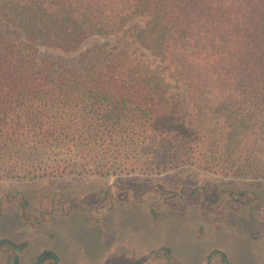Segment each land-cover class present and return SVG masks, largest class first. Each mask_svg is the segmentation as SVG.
Instances as JSON below:
<instances>
[{
    "label": "trees",
    "instance_id": "trees-1",
    "mask_svg": "<svg viewBox=\"0 0 264 264\" xmlns=\"http://www.w3.org/2000/svg\"><path fill=\"white\" fill-rule=\"evenodd\" d=\"M0 22L31 51L79 52L86 65L37 69L0 34V176L264 163V0H0ZM165 79L187 91L188 120L162 107ZM51 148L80 162L49 161Z\"/></svg>",
    "mask_w": 264,
    "mask_h": 264
},
{
    "label": "rangeland",
    "instance_id": "rangeland-1",
    "mask_svg": "<svg viewBox=\"0 0 264 264\" xmlns=\"http://www.w3.org/2000/svg\"><path fill=\"white\" fill-rule=\"evenodd\" d=\"M0 34L33 58L37 69L56 75L86 66L79 52L31 51L3 22ZM111 43L122 46L116 39ZM137 56L154 63L148 53ZM165 83L162 107L188 120L187 91ZM46 151L49 161L59 156L65 163L80 162L66 151ZM115 168L109 163L104 174L74 171L26 180L0 176V264L16 252L19 264H35L45 251L58 257L45 264H221L215 251L230 264H264V163L253 171L237 167V174L193 163L160 174H120Z\"/></svg>",
    "mask_w": 264,
    "mask_h": 264
},
{
    "label": "flooded vegetation",
    "instance_id": "flooded-vegetation-1",
    "mask_svg": "<svg viewBox=\"0 0 264 264\" xmlns=\"http://www.w3.org/2000/svg\"><path fill=\"white\" fill-rule=\"evenodd\" d=\"M21 247H22V246H20L19 249H21ZM15 249H18V247L16 246ZM43 253H44V252H43ZM41 256H42V255H38V257L36 258V263H35V264H45V261H46L47 259H49V258H51L52 261H55V258H54V256H52L51 253H49V256L46 257L44 260H43V257H41Z\"/></svg>",
    "mask_w": 264,
    "mask_h": 264
}]
</instances>
